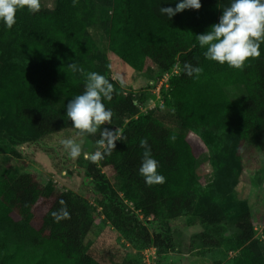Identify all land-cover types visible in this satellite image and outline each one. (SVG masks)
<instances>
[{
    "label": "trees",
    "instance_id": "16d2710c",
    "mask_svg": "<svg viewBox=\"0 0 264 264\" xmlns=\"http://www.w3.org/2000/svg\"><path fill=\"white\" fill-rule=\"evenodd\" d=\"M180 2L78 0L73 7V0H56L53 9L35 14L18 11L11 30L0 21V51L19 59L0 68V119L29 132L26 142L74 131L66 105L83 93L85 76L68 65L76 63L86 73L104 75L115 91L110 101H103L113 113L112 123L100 131L117 129L126 139L116 141L111 155L90 161L86 175L96 182L117 176L121 192L146 218H172L197 206L203 210L204 222L212 226L220 220V197L214 188L201 187L197 164L205 144L214 170L224 169L227 134L236 142L235 155L251 139L264 157V44L260 57L250 59L243 70L208 60L196 35L218 23L232 0H200L199 10L185 9L171 19L160 13L161 7L174 9ZM99 10L110 12L104 25ZM96 24L105 29L108 49L133 70L156 67L167 74L178 66L162 106L139 114L145 97L124 93L108 74L109 62L87 32L89 25ZM186 62L202 67V74L187 76L182 71ZM229 86H241L244 96L231 99ZM142 138H147L152 157L159 162L158 173L165 177L162 184L148 186L139 175ZM60 201L66 202L70 218L56 222L51 214L62 207ZM98 204L115 230L134 246H153L159 253L171 250L167 237L151 234L114 202L101 198ZM94 219V211L79 196L51 182L42 186L29 173L0 177V264H102L88 253L84 242ZM260 222L264 236V217ZM233 223L238 244L244 248L220 264H264L250 211L233 217ZM122 264L138 263L125 259Z\"/></svg>",
    "mask_w": 264,
    "mask_h": 264
},
{
    "label": "rangeland",
    "instance_id": "374dc122",
    "mask_svg": "<svg viewBox=\"0 0 264 264\" xmlns=\"http://www.w3.org/2000/svg\"><path fill=\"white\" fill-rule=\"evenodd\" d=\"M55 1L41 0V9H53ZM98 14L104 25L110 12L99 10ZM87 32L98 51L106 56L109 62L108 74L118 83L124 81V93L145 97L139 114H146L150 109L162 106L163 98L169 91V79L179 72L178 66L167 74L156 67L146 72H137L108 49V39L102 25H89ZM18 61L8 52L0 51V68ZM226 91L231 99L245 94L241 86H229ZM26 135L29 132H20L14 125L0 119V177L29 173L42 186L51 182L57 188L79 196L95 215L84 242L88 253L102 264H122L125 259L136 260L138 264L227 262L238 256L244 248V245L238 244V230L233 217L245 209L251 213L255 239L264 249L263 224L260 222L261 217H264V157L251 139L246 140L239 154L235 155L236 142L230 135H225L228 156L221 171H215L211 166L206 145H203V154L197 164L198 180L205 191L214 188L220 197L217 214L220 220L211 226L204 222L203 210L200 211L197 206L187 214L172 218H146L121 192V181L117 176H108L100 182L89 178L86 167L90 160L85 158V154L96 151L99 132L76 137L74 131L63 130L33 142H26ZM67 138H74L81 144V156L75 160L67 155L61 144V140ZM101 198L106 203L111 201L124 209L151 234L160 233L167 237L171 250L159 253L153 246L141 248L122 238L99 206Z\"/></svg>",
    "mask_w": 264,
    "mask_h": 264
},
{
    "label": "clouds",
    "instance_id": "9594fccd",
    "mask_svg": "<svg viewBox=\"0 0 264 264\" xmlns=\"http://www.w3.org/2000/svg\"><path fill=\"white\" fill-rule=\"evenodd\" d=\"M77 3L78 0H73V7ZM201 7L200 0H181L174 9L161 7L160 13L171 19L185 9L199 10ZM24 9L32 14L39 12L41 0H0V21L11 30L16 23L17 12ZM196 40L201 48L206 49L203 53L206 59L243 70L250 59H257L261 55L259 49L264 44V0H232L230 6L223 10L219 22L213 24L206 33L196 35ZM68 66L73 72L85 76V85L82 94L68 101L66 116L71 121L76 137L95 135L102 126L112 123L113 113L105 107L103 101L112 99L114 85L104 75L97 72L86 73L76 63ZM182 71L189 77L195 75L198 78L203 68L186 62ZM119 83L121 87L124 86L123 80ZM122 139L126 137H122L118 130L103 127L100 138L96 141V151L86 153L85 158L93 163L102 160L105 155H111L116 148V141ZM170 139L174 141L175 137ZM61 144L71 159L81 156V144L76 139H63ZM139 146L144 149L139 175L148 186L164 183L165 177L158 173L159 162L152 157L147 138H142ZM60 203L62 207L51 214L56 222L70 218L66 202Z\"/></svg>",
    "mask_w": 264,
    "mask_h": 264
}]
</instances>
